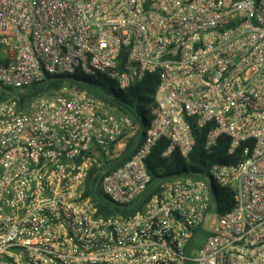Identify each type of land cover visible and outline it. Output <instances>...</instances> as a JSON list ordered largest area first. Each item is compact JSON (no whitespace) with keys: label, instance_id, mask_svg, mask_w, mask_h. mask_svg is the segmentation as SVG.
<instances>
[{"label":"built area","instance_id":"1","mask_svg":"<svg viewBox=\"0 0 264 264\" xmlns=\"http://www.w3.org/2000/svg\"><path fill=\"white\" fill-rule=\"evenodd\" d=\"M0 92V264H264V0H0ZM205 129L234 164L150 175Z\"/></svg>","mask_w":264,"mask_h":264},{"label":"trees","instance_id":"2","mask_svg":"<svg viewBox=\"0 0 264 264\" xmlns=\"http://www.w3.org/2000/svg\"><path fill=\"white\" fill-rule=\"evenodd\" d=\"M75 77L83 80L89 85H95L106 92L114 93L116 95L118 104L122 105L134 115L142 116L147 125L151 123L153 119L151 116V108L155 103V95L159 85V75L157 73L148 74L141 82L137 83L136 85L119 91L100 85L91 77ZM61 83L62 81H54L48 88L43 89L40 92L29 93L27 98L37 96L38 94L50 93L52 89L58 88ZM6 99L7 95L3 92H0V102L5 101ZM119 108L120 111H124V108ZM207 130L208 129L203 131L195 130L197 143L188 159L182 158L178 153H174L168 159L164 158L163 152L167 147V143L165 141H160L155 146L147 160V169L150 175H152L154 178H161L190 172L205 173L214 164H234L237 158L235 156H228L227 151L229 147V139L226 137H221L218 146L211 152L205 151L204 138ZM231 200V195H228L225 198L219 196V214H224L229 210L231 207Z\"/></svg>","mask_w":264,"mask_h":264},{"label":"rangeland","instance_id":"3","mask_svg":"<svg viewBox=\"0 0 264 264\" xmlns=\"http://www.w3.org/2000/svg\"><path fill=\"white\" fill-rule=\"evenodd\" d=\"M92 79H94L95 81H97L100 85H103L109 89H114L116 91H119L120 90V87L118 84H116L115 82H111L110 83V78H106L104 75L102 74H98V73H95L93 74L92 76ZM140 121L142 123L141 125V129H140V132H139V138L140 140L143 139V132L145 131L146 127L143 123V120H142V117H140Z\"/></svg>","mask_w":264,"mask_h":264}]
</instances>
